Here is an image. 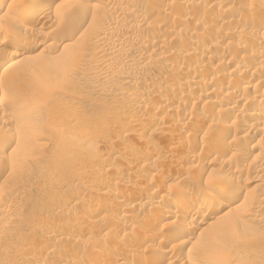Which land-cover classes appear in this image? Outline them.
<instances>
[{
    "label": "rangeland",
    "instance_id": "374dc122",
    "mask_svg": "<svg viewBox=\"0 0 264 264\" xmlns=\"http://www.w3.org/2000/svg\"><path fill=\"white\" fill-rule=\"evenodd\" d=\"M47 1L0 13V57L31 58L0 72V264H264V0ZM235 186L232 227L209 224L208 200L173 239L180 207Z\"/></svg>",
    "mask_w": 264,
    "mask_h": 264
},
{
    "label": "bare ground",
    "instance_id": "6f19581e",
    "mask_svg": "<svg viewBox=\"0 0 264 264\" xmlns=\"http://www.w3.org/2000/svg\"><path fill=\"white\" fill-rule=\"evenodd\" d=\"M41 0H32V3L34 4V3H39ZM56 0H48L47 2H46V7L47 6H49L50 4H53L54 2H55ZM231 3V2H230ZM263 3V2H262ZM256 4V3H255ZM11 5H13L12 4V2L10 3L9 2V0H0V13L3 11V10H5V8L6 7H10ZM31 8H32V10H31V12H28V9H30V8H28V9H24V12H27L28 14L30 13V14H32L33 16H34V20L36 21V22H39V21H41V20H44V18H46V17H48L49 15H47V11H46V9L47 8H45V7H38V6H30ZM248 7V6H247ZM23 8H25L24 6H23ZM9 9V8H8ZM13 10V9H12ZM247 10V9H246ZM30 11V10H29ZM22 12V11H21ZM31 15V16H32ZM1 16H3V14H1L0 15V17ZM50 17V16H49ZM46 21H48V20H46ZM244 21H246V18H242V19H240V23H243ZM251 22V21H250ZM235 23H236V21H235ZM42 24H44V23H42ZM47 24V23H46ZM82 24V23H81ZM239 24V23H238ZM240 25V24H239ZM243 27V26H242ZM107 29L109 30V27L108 28H106V31H107ZM232 31V30H231ZM156 31H154V33H155ZM158 32V31H157ZM245 33V32H244ZM151 34H153V33H151ZM159 34V33H158ZM157 34V35H158ZM227 35H229L230 37H234L235 36V33L234 32H229V33H227ZM15 37H13L12 39V43H13V45L15 46V47H20L21 45H22V39L21 38H19V37H17L16 35H14ZM238 36H239V34H238ZM237 37V36H236ZM191 40V39H190ZM187 41H188V39H187ZM192 41V40H191ZM190 41V42H191ZM24 42V41H23ZM258 43V42H257ZM42 44V43H41ZM41 44H38V45H36V47H35V45L32 47L33 49L32 50H34V49H36V48H38V47H41ZM259 44V43H258ZM243 45V44H242ZM254 46V45H253ZM42 47H43V44H42ZM238 47H240V48H244V46L242 47V46H238ZM238 47H236L235 46V48H238ZM256 47V46H255ZM239 48V49H240ZM247 48V47H246ZM228 49V48H227ZM231 49V48H230ZM245 49V48H244ZM257 49H258V46H257ZM44 51L45 49H41L40 51ZM241 51H242V49H240ZM253 50V49H252ZM39 51V52H40ZM240 52V51H239ZM247 52H249V51H247ZM254 52V51H253ZM256 52V51H255ZM255 52L253 53V55H252V53H251V55L254 57L255 56ZM41 53L42 52H40L39 54L41 55ZM257 53H258V50H257ZM262 54V53H261ZM202 55V54H201ZM30 55L29 54H25L24 55V53H18V52H13V53H7L6 55H2L1 57H0V72L2 71V70H5L6 68H12V69H14L13 70V72H12V74H10V78L11 79H15V78H17V77H19L20 76V74H21V69L19 68L20 67V65H21V63H20V61H23L26 57H28L29 59H31L30 57H29ZM33 56V55H32ZM262 56H264V55H262ZM212 57V56H211ZM24 58V59H23ZM35 57H33V59H34ZM197 58V57H196ZM200 58V57H199ZM198 58V59H199ZM209 58V57H208ZM218 58V57H217ZM225 58V57H224ZM258 58V57H257ZM264 58V57H263ZM23 59V60H22ZM28 59V60H29ZM195 59V58H194ZM244 59H246V58H244ZM250 59V58H249ZM222 60V59H221ZM230 60V59H229ZM255 60V59H254ZM215 61H216V59H215ZM219 61V60H218ZM264 61V60H263ZM222 62V61H221ZM230 62V61H229ZM241 62H242V60H241ZM250 62V61H249ZM215 63V62H214ZM231 63V62H230ZM217 64V63H216ZM222 64V63H221ZM224 64V63H223ZM233 64V63H232ZM247 64V63H246ZM262 64V63H261ZM220 65V64H219ZM245 65V64H244ZM251 65H253V64H251ZM251 65H246V66H248V67H246L247 69L248 68H250L251 67ZM170 66V65H169ZM172 66H173V63H172ZM221 66V65H220ZM226 66V65H225ZM239 66V65H238ZM241 66V65H240ZM171 67V66H170ZM208 68H207V74H211V75H213V79L212 80H214V79H216V78H220L221 79V74H219L220 72L218 71V69H217V67L216 66H207ZM243 67V66H242ZM244 67V68H245ZM253 67V66H252ZM264 67V66H263ZM263 71V70H262ZM244 74H245V72H244ZM247 77V76H246ZM245 77V78H246ZM255 77H257L258 79L256 80V83H254V87H258L259 85H260V83H261V78H263L264 76H262V73L259 71V72H255ZM247 79V78H246ZM261 79V80H260ZM236 80V79H235ZM220 81V80H219ZM208 83V82H207ZM215 84V83H214ZM236 84H237V82H236ZM240 84V83H239ZM251 84V83H250ZM207 86H208V89H207V94H206V96H207V98H211V95H213L214 93H216L215 92V89L213 88V83L212 82H210V83H208L207 84ZM239 86V85H238ZM237 86V87H238ZM246 86V85H245ZM246 87H248V85L246 86ZM260 88V87H259ZM243 89V88H242ZM264 90V89H263ZM218 93V92H217ZM242 93V92H241ZM239 93V92H237L236 90L234 91V92H232L231 94H230V98L232 99V100H247V101H252V99H250V98H248V97H245V95L242 93ZM245 93V92H244ZM260 94V93H259ZM262 94V93H261ZM247 96V95H246ZM203 97H205V96H203ZM261 97V96H260ZM206 98V97H205ZM206 98V99H207ZM214 98V97H213ZM257 98V97H256ZM256 100V99H255ZM208 101V100H207ZM216 102V100H213L212 99V101H211V103L212 104H214ZM244 102V101H243ZM249 102V103H250ZM257 102V101H256ZM208 103H210V101L208 102ZM228 104H230V102H227ZM258 103L260 104V103H264V98H260V100L258 101ZM257 103V104H258ZM217 104V103H216ZM228 106V105H227ZM256 107L258 106V105H255ZM262 106H264L263 104H262ZM219 107V106H218ZM221 107V106H220ZM223 108H224V106H223ZM228 109H229V107H227ZM260 108V107H259ZM225 110H226V108H224ZM255 109V108H254ZM230 110V109H229ZM227 111V110H226ZM242 111V110H241ZM257 111H259V110H257ZM228 112V111H227ZM258 112H253L252 111V113H249L247 116H248V118L250 119V120H245L244 119V121H243V124L244 125H248L249 126V131H253V130H256L257 129V126H258V122L256 121V119H257V116H258V114H257ZM223 114H224V111H223ZM226 114V113H225ZM259 114H260V112H259ZM222 115V114H221ZM246 115V114H245ZM221 118L222 117H224V116H220ZM234 117V116H233ZM236 118V117H235ZM236 120H238V118L236 119ZM236 120H234V121H236ZM219 122H220V124H219V131L220 130H222V131H225V129L227 130V129H230L229 127L231 126V122L232 121H230V120H228L227 118H222V119H220L219 120ZM235 123V122H234ZM197 125V124H196ZM195 128V127H194ZM241 128V127H240ZM263 130H264V127L262 128ZM262 130V131H263ZM222 131H220V132H222ZM236 131V130H235ZM229 132V131H228ZM241 132V131H240ZM223 133V132H222ZM230 133V132H229ZM250 133V132H249ZM190 134V133H189ZM189 134H188V136H186V137H190L191 136V134H190V136H189ZM193 134V133H192ZM225 134H227V132L225 133ZM224 134V135H225ZM16 135L14 134V135H12V134H9V135H6L3 139V143L5 144V146H9V145H11V144H19L21 141H22V138H21V135L20 136H16ZM194 136V135H193ZM192 136V137H193ZM196 137V136H195ZM194 137V138H195ZM197 138V137H196ZM195 138V139H196ZM185 139V138H184ZM4 148V147H3ZM236 148V147H235ZM238 148V147H237ZM237 150H239V149H237ZM218 153V152H217ZM220 154H221V152H220ZM168 173H169V171H168ZM167 173V174H168ZM171 173V172H170ZM168 174V176L169 175H171V174ZM142 174V173H141ZM148 174V173H147ZM142 176V175H141ZM147 176V175H146ZM146 176L144 177V178H146ZM167 177V176H166ZM170 177H172V176H170ZM142 178H143V176H142ZM143 178V179H144ZM161 178V177H160ZM163 178H165V177H162V182L164 183V182H166V181H164L165 179H163ZM155 181H157V180H155ZM150 182H152L151 180H150ZM154 182V181H153ZM160 182V181H159ZM153 184V183H152ZM158 184V183H157ZM162 185H165V184H162ZM160 183H159V186H162ZM162 188H163V186H162ZM161 188V189H162ZM156 189V188H155ZM158 189H159V187H158ZM157 189V190H158ZM153 190V189H152ZM156 192V191H155ZM154 192V193H155ZM159 192V191H158ZM157 192V193H158ZM183 193V192H182ZM181 193V194H182ZM190 193V192H189ZM240 190H239V188L237 187V186H235V187H233V189H230V191H228V192H226V194H225V197L227 196L229 199H227V198H220V197H215V194H213V192L211 191V189L209 190V189H204V191L203 192H201V194L199 195V197L201 198V200H200V203L198 204V205H190V203H189V208H188V210L187 211H185V208L184 207H182V208H184V210L180 207V212L181 211H183V212H185L184 214L186 215V218H187V220H185V222L183 223V225H182V230L181 231H177V233L175 234V237L173 238V239H175V238H180L184 233H190V229H192L194 226H192L193 225V219H195V216L198 214V212H200V210H202V209H204V207H205V205L207 204V206H208V200H212L211 201V203H210V205H209V207L211 208V206H213L215 209H216V213H215V215H214V213H213V215L214 216H212V217H210L209 219H211V221H210V223L209 224H213V223H215V222H218V221H220V220H223L225 223V225H227L228 227H232L233 226V223H234V218L231 216L232 215V211H233V208H235V207H232L231 205L233 204V202H234V200L235 199H239V198H241V195H240ZM153 194V193H152ZM183 195V194H182ZM148 196V195H147ZM164 196V195H163ZM162 196V197H163ZM186 197L188 196V195H185ZM161 197V199L162 200H164L163 198ZM185 197V198H186ZM168 199V198H167ZM136 200V199H135ZM184 200V199H183ZM148 201V200H147ZM168 201V200H167ZM209 201V202H210ZM140 202V201H139ZM163 202V201H162ZM134 203V202H133ZM149 203V202H148ZM159 203H161V201L159 202ZM165 203V202H164ZM181 203V202H180ZM179 203V204H180ZM183 203V202H182ZM136 205H137V203H135ZM150 205V204H149ZM178 205V204H177ZM139 206V205H138ZM182 206V205H181ZM235 206V205H234ZM175 207V206H174ZM178 207V208H179ZM128 208V207H127ZM135 208V207H134ZM177 208V207H176ZM129 209V208H128ZM166 209V208H165ZM187 209V208H186ZM179 210H178V212H179ZM164 211H166V210H164ZM147 212H149V211H147ZM146 212V214H148ZM153 212V211H152ZM162 212V211H161ZM168 213V216H171L172 218L173 217H175V215H179L178 214V212L175 210V211H171L170 209L167 211ZM202 212V211H201ZM127 213V212H126ZM149 213H151V212H149ZM154 213V212H153ZM162 215H163V213H162ZM165 216H166V214H164ZM183 216V215H182ZM147 217V215H145V217H144V219L143 220H147L148 218H146ZM148 217H149V214H148ZM164 217V216H163ZM162 217V218H163ZM161 218V217H160ZM150 220V219H149ZM198 221V220H197ZM203 221V220H202ZM169 222V221H168ZM171 222V221H170ZM197 224H199V221L197 222ZM200 227V226H199ZM219 229H216L215 231H214V233L215 234H218L219 232H222V230H223V226H220V227H218ZM185 235V234H184ZM186 235H188V234H186ZM184 237V236H183ZM182 238V237H181ZM195 240V239H194ZM190 242V241H189ZM184 243H188V240H186V242L184 241ZM111 247H113V246H111ZM109 248V247H108ZM162 252V254H160V257L162 256V255H166V254H168V250L167 249H165V250H162L161 251ZM84 253V252H83ZM112 254V253H111ZM99 256V255H98ZM112 256V255H111ZM106 257V256H105ZM94 258V257H93ZM98 258V257H97ZM106 259V258H105ZM96 260H98V259H96ZM104 259H99L95 264H102V262H105V261H103ZM106 260H108V259H106ZM157 260V259H156ZM151 261V260H150ZM95 262V261H94ZM108 262V261H107ZM156 262V261H155ZM106 263V262H105Z\"/></svg>",
    "mask_w": 264,
    "mask_h": 264
}]
</instances>
